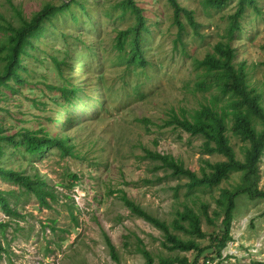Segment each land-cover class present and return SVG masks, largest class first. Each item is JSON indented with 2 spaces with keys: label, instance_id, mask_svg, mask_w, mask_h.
<instances>
[{
  "label": "rangeland",
  "instance_id": "rangeland-1",
  "mask_svg": "<svg viewBox=\"0 0 264 264\" xmlns=\"http://www.w3.org/2000/svg\"><path fill=\"white\" fill-rule=\"evenodd\" d=\"M118 1L70 2L32 38L34 47L21 60L22 81L0 86L1 134L20 140L23 128L43 129L48 136L64 138L67 147L31 154L23 146L2 142L3 166L38 174L54 197L47 196L48 205L43 204L31 191L0 177V191L16 212L7 213L0 206V264H145L141 243L155 264L160 256L194 259L196 251H168L162 231L131 212L122 193L169 223L184 205L199 212L200 203L206 202L214 223L201 214L206 235L195 239L205 249L197 264H264V198L239 195L230 238L221 248L216 245L223 217L216 199L222 188L239 183V172H231L214 187L189 189L186 176L172 175L171 169L145 155L146 149L170 154L198 175L202 167L208 169L206 160L224 159L204 151L203 136L164 125V120L173 110L198 123L205 120L204 107L229 117L228 95L196 89L199 73L192 62L212 52L218 40L227 39L229 16L240 0H228L222 7L208 6L204 0H178L200 24L196 35L184 20L181 37L168 0H135L146 22L140 41L144 63L133 62L114 46L116 29L134 20L120 11ZM48 2L59 5L63 0H0V46L9 25L21 24ZM239 21L240 31L232 38L235 63L244 64L247 82L262 93L264 106V0L246 1ZM3 63L0 58V69ZM49 85L77 91L63 96ZM60 116L67 121L59 123ZM227 134L235 156L243 159L248 142L229 130ZM259 173V186L264 188V152Z\"/></svg>",
  "mask_w": 264,
  "mask_h": 264
},
{
  "label": "trees",
  "instance_id": "trees-1",
  "mask_svg": "<svg viewBox=\"0 0 264 264\" xmlns=\"http://www.w3.org/2000/svg\"><path fill=\"white\" fill-rule=\"evenodd\" d=\"M74 0H63L61 4L55 5L51 2L44 4L41 9L35 12L29 19L23 18L22 23L17 26H8L10 29L6 41L0 46L1 60L4 62L0 69V86H10V81L21 82V70H25L22 64V56L29 55V49L34 47L32 38L38 35L44 28L47 19L62 12ZM228 0H204V3L211 7H222ZM251 0H240L233 14L229 16L226 28V40H218L213 45V51L206 53L202 59L195 58L193 67L198 71L196 89H215L222 95H228V112L217 108L204 107L201 111L204 121L194 123L185 118H180L173 110L169 117L164 120V125L179 127L191 134L203 136L202 147L206 153L221 154L224 159L210 162L205 161V167L201 168V175L196 174L184 164L175 159L172 155L164 152L145 150L146 157L158 160L160 167L166 166L171 169L172 175H184L188 178L186 187L193 189L197 186L214 187L223 179L229 177L231 172H239L240 180L235 186L221 189L217 205L220 207L223 217L221 218L222 229L219 230L220 237L216 245L221 248L225 241L230 238V224L233 218V211L236 207L235 199L246 194L249 199L257 197L264 198V188L259 186V159L264 152V106L262 104V93L250 87L247 82V73L244 64H236V49L232 44V38L240 31L241 22L239 19L244 14L245 2ZM173 12V23L177 26L178 35L181 37L185 29V21L189 24L194 34L199 35L200 24L194 19L193 11L182 6L178 0H168ZM122 13L133 15V22L125 28L116 29L114 46L119 53H128V57L135 63L142 62L141 37L142 31L146 30L145 17L142 9L135 0H119L116 4ZM185 20V21H184ZM51 88L57 89L61 95H74L77 87L60 86ZM219 111V112H218ZM147 122L146 119H144ZM59 123H65L67 119L61 116ZM143 121V120H142ZM229 122V125L227 123ZM258 123L261 127H257ZM228 130L236 135L241 141L248 142L244 148L243 159L235 156L234 149L228 137ZM1 131V130H0ZM18 135L20 140H15L12 135L1 134L0 132V177L10 180L13 183L31 191L43 204L48 205L47 196L54 197L52 191L46 187L44 179L38 174H23L21 171L4 167L2 158L5 153L2 142L7 141L15 147L23 146L31 154H41L44 149L51 146H58L66 150L64 138L48 136L43 129L23 128ZM122 193V192H121ZM125 206L131 212L148 220L162 231V245L168 251H196L194 259L190 262L186 256H160L158 264H197L198 256L205 249L195 238L205 237L206 233L202 228L201 214L204 215L209 224L214 223L213 217L208 212V204L202 202L199 205V212L193 206L184 205L174 213L171 222L156 218L146 212L138 204L129 199L125 193L121 194ZM0 206L7 213H16L8 205L6 196L0 191ZM219 215L217 209L214 211ZM179 231L182 235L176 233ZM111 254L118 261L114 245L107 240ZM1 249V245H0ZM139 251L145 258V264H155L154 256L141 243ZM219 264V263H217Z\"/></svg>",
  "mask_w": 264,
  "mask_h": 264
}]
</instances>
